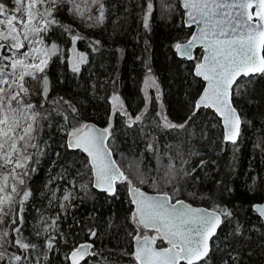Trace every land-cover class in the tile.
I'll return each instance as SVG.
<instances>
[{
  "label": "trees",
  "instance_id": "trees-1",
  "mask_svg": "<svg viewBox=\"0 0 264 264\" xmlns=\"http://www.w3.org/2000/svg\"><path fill=\"white\" fill-rule=\"evenodd\" d=\"M151 2L149 29L144 27V17L141 19L148 0H105L107 20L96 27L85 26L67 13L68 5H62L57 13L58 20L71 26V31L54 26L44 37L46 44L57 43L60 51L46 69L47 94H42V82L39 92H32L43 115L38 152L31 156L24 175V189L31 195L20 210L23 238L39 245V264L62 262L45 242L31 239L33 226L47 210L46 184L57 171L64 168L72 174L75 166L87 163L91 172L88 158L69 149L66 140L74 127L92 121L104 128L111 126L109 146L135 186L168 194L174 201L231 212V216H223L207 264H264V224L253 210L264 200V74L243 77L233 88V102L243 126L240 140L226 143L221 121L213 111L202 108L193 115L204 88L195 74L203 53L197 49L194 58L186 60L175 51V45L187 41L193 32L184 24L181 5L176 0L175 10L169 11L166 0ZM75 35L82 39L73 42ZM73 64H78L79 72L72 70ZM149 76L158 82L167 118L185 127L167 128L159 121L155 95L152 92L147 100L143 92ZM237 85H241L238 92ZM114 95L121 97L129 117L142 115V120L129 126L126 118L113 110ZM65 102L77 111L72 112ZM257 141L259 149L253 150ZM169 165H175L174 179L159 182ZM134 172L147 181L141 183ZM126 186L118 182L116 195L93 188L92 194L82 198L68 221L66 241L75 245L93 241L95 251L99 246L103 250L105 264H138L131 255L135 253L131 236L137 222H130L134 207ZM93 231L96 235L91 237ZM157 243L160 248L167 247L160 238ZM60 247L71 250L69 245ZM16 253L26 256L24 250L16 249Z\"/></svg>",
  "mask_w": 264,
  "mask_h": 264
},
{
  "label": "snow or ice",
  "instance_id": "snow-or-ice-1",
  "mask_svg": "<svg viewBox=\"0 0 264 264\" xmlns=\"http://www.w3.org/2000/svg\"><path fill=\"white\" fill-rule=\"evenodd\" d=\"M62 5H71L70 11L81 19L99 23L104 18L103 0H0V222L9 212L16 217L12 221L13 224L17 223V219L22 221L23 218L14 209L17 203L15 197L22 194V205L31 195L26 189L18 190V185L25 183L22 176L28 174L26 162L32 159L26 154V149L29 146L37 147L29 142L34 138L32 133L42 131L37 125V118L42 114L34 111L36 106L26 103L25 97L32 94L30 82H42L43 95L49 90L46 69L60 49L55 42L46 44L44 37L54 26L71 31V26L64 25L57 18ZM97 5L99 16H93L90 14L91 9ZM183 6L188 10L189 21L202 24L203 27L199 37L193 36L186 46L176 44V49L191 59L190 48L199 41L207 51L203 62L196 66V75L202 76L208 83L195 105L193 115L202 107L214 108L223 117L225 139L235 144L241 121L236 109L231 106V89L240 76L264 74V0H184ZM152 10L153 4L148 0L144 16L145 29H149L148 20ZM77 39L82 37L73 36V42ZM79 55L81 62H85L83 54ZM72 70L79 72L80 67L73 64ZM148 87L158 89L154 77L150 76L145 81V88ZM240 87L241 85H237V92ZM112 100L114 111L123 108L122 102L119 105L115 103L120 100L119 96L114 95ZM68 107L74 113L77 111L70 103ZM64 118L67 120V116ZM129 119L131 126L132 123L141 121L142 115ZM161 119L164 127H185L184 124L171 123L166 116ZM109 134V128L97 130L93 134L88 124H81L69 133V147L81 148L91 157L94 171L92 186L110 195H116L117 180L126 181L129 185L132 181L124 175L106 150L104 142ZM173 167L174 165L168 166L165 176ZM17 169L25 171L21 174ZM80 187L87 192V184ZM132 191L133 203L137 205L133 220L140 225L156 228L158 232L163 230L164 237L171 245L166 249H157L152 246L156 237H143L141 243V237L135 236L134 239L139 245L135 258L139 264H181V261L186 264H199L202 260L207 264L206 258L210 252L208 241L222 223L221 216H231V212L208 214L190 206L177 208L167 200L161 202L147 196L139 188L133 187ZM72 198V192L63 196L69 206ZM176 203L183 205V201ZM64 207L65 205L61 204V208ZM257 210L264 216V206H257ZM58 218L46 223L36 235L48 232L49 228L56 230ZM13 231L20 237L15 241L7 239L8 232H0V261H5V264L9 261L20 264L27 257L15 253L8 257L6 250H3V243L17 246L25 252L37 250L39 247L36 243L26 242L19 227ZM91 235L95 236L96 233L93 231ZM55 239L56 237L48 235L45 247L51 250ZM90 247L91 245L82 244L75 248L70 254L72 264H80L87 255H94L95 253L89 252ZM36 264H39V259Z\"/></svg>",
  "mask_w": 264,
  "mask_h": 264
},
{
  "label": "rangeland",
  "instance_id": "rangeland-1",
  "mask_svg": "<svg viewBox=\"0 0 264 264\" xmlns=\"http://www.w3.org/2000/svg\"><path fill=\"white\" fill-rule=\"evenodd\" d=\"M104 1L105 0H103V2ZM177 1L179 3V6H180L179 0H177ZM165 4H166L165 7L167 8V10H169V11L170 10L171 11L175 10L176 0H166ZM11 6L12 5L9 3V7H11ZM70 8H71V5H68L67 13H70L75 18L80 19L85 26L96 27V26L101 25L102 23H105L106 20H107L106 8L105 7H104V18L99 23H97L95 20L81 19L80 17L74 15L70 11ZM97 8H98V5L96 7H93L91 9V13L90 14L93 15V16H99V12L97 11ZM141 17H142L141 19H143L144 14ZM183 17H184V15H183ZM113 22H115V21H113ZM35 46H39V45H35ZM7 54L11 55V53H7ZM151 77H153V76H151ZM155 81H156V79H155ZM30 83L32 85L31 92H33V90H34V94H36V92H39V90H40L39 87L41 86V82H30ZM156 84L158 85L157 81H156ZM143 92H144V95H145L147 100H149L152 92L155 95L157 103H158V118H159V121L163 124V121H162L161 117L162 116H166V113H165L164 105L160 101V99H161V89H160L159 85H158V89L156 87L145 88V85H144ZM117 96H119V95H117ZM119 98H120V100L115 102L117 105H119L122 102L120 96H119ZM34 100H35V96L33 94H31L28 97H25V102L26 103L34 104ZM34 105L37 106L36 104H34ZM112 106H113V110H114V102H113V100H112ZM38 109L39 108L35 107L34 111H38ZM116 112L119 113L121 116H124L126 118V122L127 123H130V119H129L128 114L127 115L124 114V113H127L125 111L124 105H123V108L121 110L116 111ZM41 117L37 118V125H38L39 128H40ZM168 121H170V120L168 119ZM21 123L23 124V121ZM39 131L40 130H38L37 132L32 133V136L34 138L29 142V144H35V145H37V147L33 148V147L29 146L26 149V154H28L30 156H32L33 154L38 152L37 148H38ZM223 135H224V133H223ZM21 143H23V142H21ZM259 145H260V142L257 141L252 146V149L253 150H258L259 149ZM30 162L31 161H27L26 162L28 164V168L30 166ZM86 165H87V163H86ZM86 165L84 164V165L75 166V172L72 173V174H68V172H66L65 169L63 168V169L57 171V174L47 181L46 189H45L46 193H47V199H48L47 200L48 201L47 202V208H46L47 210L42 212L38 216V218H37V220H36V222H35V224L33 226V234L31 236V239L33 241H35V239H36V240H40L42 242H45L47 237H48V235L56 237V239L53 242L52 250L55 252V254H59L61 256L62 262L60 264L68 263L69 262V255L79 245V244L75 245V244L67 242L66 239L64 238V236L66 234V231L69 228V225H68L69 222L68 221L71 219L72 212L76 209L77 203L79 204V202H80V200H82V198H84L86 196L88 197V195L92 194L91 193L92 189H93V186H92V184H93L92 168H91V172L89 173ZM174 168H175V165H174ZM24 171H25L24 169H17V172L21 173V174ZM165 173L166 172H163L162 180H160L159 182H162V181L166 182V181H171V180L174 179V177H175V171L174 170H172L171 173H169L167 176H165ZM134 174H135V178L137 180H139L140 182L142 181L141 183H143L144 181L145 182L147 181V180L143 179L141 176L136 175L135 172H134ZM22 178L25 181V183H24V185H25L27 183V180L25 179L24 175L22 176ZM254 181H257V177H255V176H254ZM140 182H138V183L141 184ZM83 184H87L88 185L87 192H85L80 187ZM24 185H22V186L18 185V190H20L22 188L24 189ZM126 189L128 191V186H126ZM68 192H72L73 195H74V198H72L71 201H70V206H69V202L68 201H64L63 200V196L65 194H67ZM15 199H16L17 203L14 205V209L16 210V207H17L19 209V211L17 213H18L19 216H21L20 210H21V208L23 210L24 204L27 201H24L23 204L21 205L20 201L22 200V194L20 196H16ZM61 204H64L65 207L61 208ZM213 209H216V210H218L220 212L221 211H225L223 208H213ZM133 213H135V212H133ZM133 213L130 216V222L132 224H135L136 221L133 220ZM57 217H59V218L56 220V224L58 226L56 230H53V229L49 228L48 232H42V234L40 236L36 235V232L38 230L42 231V229L46 226V223H51V220L55 219ZM14 218L15 217L13 215L11 217V212H9V214L7 216L3 217L2 222H0V232H5V231L8 232L9 235H8L7 239L8 240H12V241H15V239L20 238L19 235L16 232L13 231V229H15L17 227H19L21 229V227H20L21 221L19 219H17V223H15V224L12 223ZM111 224H112V222L110 223V225ZM21 232H22V230H21ZM61 233L63 234L62 236H61ZM137 235H139L140 237H143V236H146V235H150V236L156 237V240H155L156 244H158L157 240L159 238L162 239L161 236L156 231H154L152 229L145 228V227L141 226L140 224H138V222H137V227H136L135 233L132 234V236H131L132 242H134V248H135V244H136V240L134 239V237L137 236ZM91 237H93V236H91ZM98 239L101 240V237H98L97 240ZM100 240L98 241L99 245H100V242H101ZM89 242L93 243V245L96 246L93 241H89ZM30 243H32V242H30ZM62 244L63 245H69V247H71V250H69L68 252L63 250L60 247ZM16 249H19V248L17 246L8 244L6 242L3 243V250H6V253H7L8 257H11V255L14 254V253L17 254L16 253ZM20 250H22V249H20ZM102 251L103 250L101 249L100 246H99L98 249H96V251H95V248H94L93 253H95V254L93 255V257L91 255V257L87 260L88 262L86 264H105V262H104L105 259L103 258ZM39 254H40V249L39 248L37 250H29L28 252H26L27 259L21 261L20 264H36L37 259H39V262H40V258H39L40 255ZM131 255L134 257V260L137 261L136 258H135V253H132ZM0 264H5V261H0ZM8 264H15V262L9 261Z\"/></svg>",
  "mask_w": 264,
  "mask_h": 264
},
{
  "label": "water",
  "instance_id": "water-1",
  "mask_svg": "<svg viewBox=\"0 0 264 264\" xmlns=\"http://www.w3.org/2000/svg\"><path fill=\"white\" fill-rule=\"evenodd\" d=\"M179 1H180V4H181V8H182V10H183V12H184V24H185V26H186L187 28H190V27H193V28H194V29H193V32H192V34H191V36H190V38H189L187 41H185V42L179 43V44L182 45V46H186L187 43H188V41L191 40L193 36H197V37H199V35H200V31H201V28L203 27V25H202V24H199V23H195V22H190V21H189V17L187 16V11H188V10L185 9L184 6H183V4H184V0H179ZM253 11H255V9H253ZM255 19H256V18H254V21H255ZM241 30L243 31V29H241ZM197 49H201L202 52H203V55H202V58H201V61H200V63H201V62H203V58L207 55V51H206V49H205V46H204L202 43H200L199 41H197L196 43L192 44V46H191V48H190V52H191V56H192L191 59L194 58V56H195V51H196ZM175 51L178 53V55H179L181 58H185V59H187V60H191V59L188 58L187 55L183 54L182 51L177 50L176 47H175ZM195 74H196V68H195ZM257 75H263V74H261V73H256V74H252V75H250V76H257ZM250 76H248V77H250ZM198 77H200V78L202 79V81L204 82V88H203V90H202V92H201V94H200V96H201V95L203 94L205 88L207 87V83H208V82L205 81V80L203 79L202 76H198ZM243 77H244V76H240V77L237 79L236 84H237V82H238L241 78H243ZM236 84H234V85L232 86V89H231V97H230V99H231V106L234 107V108L236 109V112H237V114L239 115V117H240V121H241V123H240V129H239V136H238L237 139H236V143H237V142L240 140V138H241V131H242L243 121H242V117H241V115H240L238 109L235 107L234 102H233V88L235 87ZM200 96H199V98H200ZM199 98H198V100H199ZM198 100L196 101V103L198 102ZM202 108H203V107H202ZM202 108H201V109H202ZM203 109H210L211 111H213V112L216 114V116L220 119V121H221V125H222V127H223L224 141H225L226 143H228V144H233L231 141H228V140L225 139L226 128H225V125H224L223 117H222L219 113H217V112L215 111L214 108H203ZM86 124H88L89 127L93 130V134H95V132H96L97 130H103V129H105L104 127H101V126H99L98 124H96L95 122H92V121L87 122ZM106 128H109V131L111 132V126H108V127H106ZM109 138H110V134L107 135L106 138H105V142H104V143H105V146H106V150L109 151L110 156H111V159L114 160V161L116 162V164L119 166L118 162H117L116 159H115V156H114L113 150H112V149L110 148V146H109ZM70 140H71V137H70V135H68L67 140H66V143H67V146H68V147H69ZM69 149L74 150V151H81V152H82V153L88 158L89 165H90V167L92 168V166H91V157H89L88 154H87L86 152H84L81 148H76V147H69ZM119 168H120V170L123 172V170L121 169L120 166H119ZM123 173H124V172H123ZM124 175H125V174H124ZM92 176H93V183H94V171H93V169H92ZM129 180H130V179H129ZM118 182H125V183H127L126 181L117 180V181H116V184H115L116 189H117V184H118ZM127 186H128V191H129L130 198H131V202H132V205H133V207H134V211H135V212H136L137 205H136L135 203H133V199H134V195H133V191H132L133 187H135V188H139L140 191L143 192V193H145L147 196L153 197L154 199L159 200V201H161V202L167 200V202H168L170 205L175 204L177 208H180V207H188V206H190L192 209H199V210H202V211H204V212H206V213H208V214H211V213H219V212L216 211V210H212V209H209V208L204 207V206H195V205H192V204H190L189 202H187V201H185V200H177V201H183V205L177 204V203H176L177 201H173L170 195H168V194H160V193H151V192H148V191H146V190H144V189H142V188H140V187L135 186V185L133 184V182L131 183V185H129V184L127 183ZM93 188H94L95 190L99 191V192H104V191H101L100 189H97V188H95V187H93ZM104 193L110 195V194L107 193V192H104ZM168 198H170V199H168ZM257 206H264V201H262L261 203H257V204H255V205L253 206L254 211H255L256 214L260 217V219L262 220V222H263V224H264V216H262V215L260 214V212L257 210ZM221 220H222V223H221L220 226L216 229V234H215V235H214V236L208 241L209 246H210V252H209L208 256L210 255L211 250H212V240H213L214 237L218 234V232H219V230H220V228H221V226H222V224H223V216H221ZM141 226L156 231V232L161 236V238H162L163 240H165V242L167 243V247H163V248L158 247V246L156 245V243H154V244L152 245L154 248H157V249H166V248L171 247V245L169 244L168 240H167V239L164 237V235H163V230H161L160 232H158L156 228H153V227H146V226H144V225H141ZM143 237H153V236L146 235V236H143ZM143 237H141V243H143ZM83 244H85V245H91V247L89 248V252H90V253H93V246H92L91 243H83ZM80 245H82V244H80ZM80 245H79V246H80ZM79 246H77V247H79ZM138 247H139V245H138L137 242H136V244H135V248H134L135 252H136V250H137ZM91 255H92V254L87 255L83 260L80 261V264H83V263H84V262H85V261L91 256ZM202 261H204V260H202ZM202 261H200V262H202ZM137 262H138V261H137ZM200 262H199V263H200ZM182 263H185V264H186V262H184V261H181V264H182ZM69 264H72V261H71V259H70V255H69ZM138 264H139V262H138Z\"/></svg>",
  "mask_w": 264,
  "mask_h": 264
},
{
  "label": "bare ground",
  "instance_id": "bare-ground-1",
  "mask_svg": "<svg viewBox=\"0 0 264 264\" xmlns=\"http://www.w3.org/2000/svg\"><path fill=\"white\" fill-rule=\"evenodd\" d=\"M179 2H180V1H179ZM180 5H181V4H180ZM190 28H193V27H190ZM193 29H194V28H193ZM178 44H179V43H178ZM202 53H203V52H202ZM184 59H185V58H184ZM186 60H187V59H186ZM197 100H198V99H197ZM242 121H243V120H242ZM242 126H243V125H242ZM223 133H224V132H223ZM241 133H242V131H241ZM160 194H161V193H160ZM263 201H264V200H263ZM259 203H261V202H259ZM212 210H213V209H212ZM253 210H254V209H253ZM254 212H255V211H254ZM255 213H256V212H255ZM223 221H224V220H223ZM222 225H223V224H222ZM85 243H90V242H85ZM82 244H83V243H82ZM91 244H92V246H93V243H91ZM156 245H157V244H156ZM93 251H94V246H93ZM90 257H91V256H90ZM90 257H89V258H90ZM89 258H88V259H89ZM88 259H87V260H88Z\"/></svg>",
  "mask_w": 264,
  "mask_h": 264
}]
</instances>
